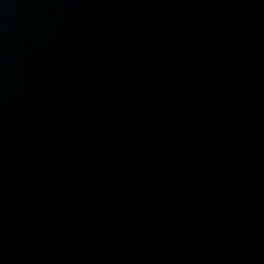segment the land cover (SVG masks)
Wrapping results in <instances>:
<instances>
[{
    "label": "water",
    "instance_id": "obj_1",
    "mask_svg": "<svg viewBox=\"0 0 264 264\" xmlns=\"http://www.w3.org/2000/svg\"><path fill=\"white\" fill-rule=\"evenodd\" d=\"M0 264H264V0H0Z\"/></svg>",
    "mask_w": 264,
    "mask_h": 264
}]
</instances>
